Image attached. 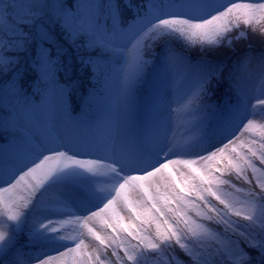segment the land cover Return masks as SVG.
I'll return each mask as SVG.
<instances>
[{
	"label": "snow or ice",
	"instance_id": "obj_1",
	"mask_svg": "<svg viewBox=\"0 0 264 264\" xmlns=\"http://www.w3.org/2000/svg\"><path fill=\"white\" fill-rule=\"evenodd\" d=\"M258 112L264 0H0V264H264Z\"/></svg>",
	"mask_w": 264,
	"mask_h": 264
},
{
	"label": "trees",
	"instance_id": "obj_2",
	"mask_svg": "<svg viewBox=\"0 0 264 264\" xmlns=\"http://www.w3.org/2000/svg\"><path fill=\"white\" fill-rule=\"evenodd\" d=\"M250 43L253 47V49H255V52L253 53L254 55H258L259 54V51L262 47V44H261V41L260 39L258 38L257 35H254V34H250V37H249V40L244 42V43H241L237 46V50L239 53L243 54L246 50H247V44ZM196 53L194 52L193 53V58L195 59L196 58ZM224 55H226V53H221L220 54V58H222ZM86 86H90V85H87ZM221 92H217L215 93L211 98L208 99L207 102H217L221 96ZM76 102L77 104L79 103V96H77L76 98ZM80 112V108L77 107L74 111V113H78ZM260 132H261V128L259 127L258 129L255 130V132H250L247 136V139L246 140H243L242 142L247 144L249 143L250 141L252 140H259L260 138ZM258 147V145H257ZM257 163V166L259 167V162L256 161ZM249 173H250V170H249ZM259 175V173L257 174ZM232 182L234 184H236L237 188H245L246 189V185L243 184L242 182L238 181L235 179V177L233 176L232 177ZM227 191H231L233 192V195L238 197V198H243L242 197V194L241 193H237L235 192L233 189H226ZM28 195V190L27 188L24 186V188H22L19 192L16 191L12 197H11V200L12 202H19L22 200V198L26 197ZM197 204H199L200 202L197 200L196 201ZM213 203H218L216 201L213 200ZM222 207V206H221ZM192 215H194V212L192 213ZM235 218V217H234ZM98 232L101 233L102 236H105V237H110L112 234L110 232V230L106 229L105 226L103 224L100 225L99 229L97 230ZM153 231H154V225H153ZM63 235L67 236V233H62ZM90 243H91V246L85 248L83 251L86 252V253H91L92 250L97 246L98 242L94 240V238L91 236L90 234ZM68 247H75V244L73 245H68ZM64 249H61V251H63ZM73 255H76L77 256V259H81L82 257L79 256V254H73ZM65 260L67 261V264H73V259H72V256H69V257H66ZM61 264H63V261L61 262Z\"/></svg>",
	"mask_w": 264,
	"mask_h": 264
},
{
	"label": "rangeland",
	"instance_id": "obj_3",
	"mask_svg": "<svg viewBox=\"0 0 264 264\" xmlns=\"http://www.w3.org/2000/svg\"><path fill=\"white\" fill-rule=\"evenodd\" d=\"M226 102V98L225 96L222 95L221 100L218 103H212V104H224ZM79 113V112H78ZM78 113H74L73 115H76ZM187 119L185 116H183L182 114L178 113L177 117L174 121L175 125H176V133H177V138L184 140L187 139V137L184 135V128L181 127L183 121ZM255 123H254V127L253 130L254 131L256 128H259L261 124H264V113H257V115L255 117H253ZM251 131V132H252ZM249 132H245L242 136H241V140L245 139L247 137ZM101 186L111 189V184L109 182H107L106 180H102L101 181ZM22 188H24V185L19 186L17 189H13L9 192H5L0 194V196H2L3 200L7 203H11V197L12 195L16 192V191H20ZM80 215V214H77ZM58 219H62V220H67L68 223H65L62 226V230L63 233H67L68 237H80L82 239L85 240V244L88 245L89 247L91 246L90 241H89V236L90 233H88V228L84 226L82 220H77L74 217H68V216H64V217H58ZM102 224V220L101 219H96L93 221H90L88 223V227H92L95 228L97 230V228L99 229L100 225ZM62 234V233H61ZM63 235V234H62ZM65 236V235H64ZM78 241H73V240H69L67 243L68 244H75Z\"/></svg>",
	"mask_w": 264,
	"mask_h": 264
}]
</instances>
